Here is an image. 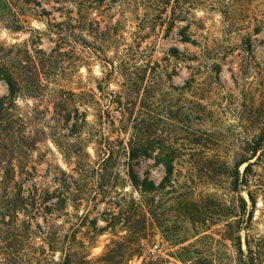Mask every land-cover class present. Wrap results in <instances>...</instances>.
Wrapping results in <instances>:
<instances>
[{
    "label": "rangeland",
    "instance_id": "obj_1",
    "mask_svg": "<svg viewBox=\"0 0 264 264\" xmlns=\"http://www.w3.org/2000/svg\"><path fill=\"white\" fill-rule=\"evenodd\" d=\"M38 1L45 12L0 15V56L20 83L0 134V199L20 187L30 193L34 241L52 231L98 256L144 217L143 254L128 264L251 263L238 200L244 187L233 191L213 170L264 129V0ZM135 128L177 147L169 183L161 184L154 157L128 159ZM130 165L152 181L145 197L155 206L132 185ZM222 204L235 216L218 214ZM248 228L264 250L261 197ZM254 264H264V252Z\"/></svg>",
    "mask_w": 264,
    "mask_h": 264
},
{
    "label": "trees",
    "instance_id": "obj_2",
    "mask_svg": "<svg viewBox=\"0 0 264 264\" xmlns=\"http://www.w3.org/2000/svg\"><path fill=\"white\" fill-rule=\"evenodd\" d=\"M18 1L16 3L13 0H0V15H34L38 6L40 9L37 12H45L38 0ZM21 21L24 22V19ZM19 27H22L20 20H18L15 30ZM34 30L36 31V29ZM181 40L192 44L196 43L195 39L186 34L181 35ZM8 63H10L9 58L0 56V80L5 83L7 88V95L0 97V134H3V130L11 125L15 97L20 91L19 74L12 69L13 65ZM145 130H149V126H146ZM155 150L156 153L153 155ZM177 153V147L168 141L166 135H153L135 128L128 141L129 160L139 157H154L157 163L163 166L165 176L161 184L170 182ZM109 156L110 153L106 158ZM241 165H243V169L239 172ZM214 166L213 171L217 176L223 175L230 178V188L233 191L237 192L239 186L244 187L246 198L238 194V200L242 212L247 214L244 219L247 261H251L248 264H254V260H258L264 252L261 243L262 237L257 233L250 234L248 228L258 197H261L264 202V129L247 137L243 145L235 151L234 160L231 163L222 159L217 161ZM258 169H262V171ZM128 175L132 185L139 189L143 197L146 196V192L153 189L152 181L147 176L139 179L134 173L132 165L129 166ZM145 198L144 201L147 205L149 203V205L155 206L153 198ZM59 206L61 208V205ZM36 211L37 205L34 198L30 193L25 195L21 187L14 194H7L0 199V264H128L133 256H142L143 254L141 240L145 238L146 233L144 217L136 222L137 227L132 225L128 227L127 235L108 244L102 254L91 256L88 245L83 241L75 240V238L56 241L52 239L54 234L52 231H46V235L41 239V244H37L34 241L35 230L39 228L34 219ZM224 213L235 216V208L232 205H219L218 214L224 215ZM231 227L227 225V238L238 253L243 254L241 238L239 235H231ZM184 249H187L186 252L191 254L194 250ZM56 252L60 255L55 258ZM148 258L143 264H159L153 261L152 257ZM195 264L212 263L207 258H197Z\"/></svg>",
    "mask_w": 264,
    "mask_h": 264
}]
</instances>
